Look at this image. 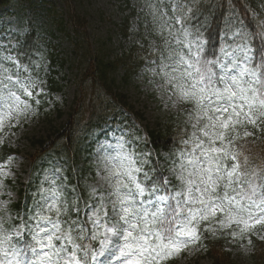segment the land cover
Listing matches in <instances>:
<instances>
[{
    "label": "snow or ice",
    "instance_id": "obj_1",
    "mask_svg": "<svg viewBox=\"0 0 264 264\" xmlns=\"http://www.w3.org/2000/svg\"><path fill=\"white\" fill-rule=\"evenodd\" d=\"M184 7L173 4V16L163 21L180 49L169 52L173 66L165 75L180 98L194 105L188 113L194 131L181 141L185 150L170 169L179 185L172 187L168 177L152 179L143 171L148 160L127 150L128 142L120 137L116 155L104 157L111 164L106 177L111 191L105 195L93 188L89 195L98 203L84 205L90 210V228L81 220L61 218L69 205L63 185L56 183V170L28 220L21 219L7 234L0 224V264H160L198 242V225L217 213L225 217L219 221L221 228L243 225L241 234L264 225V166L250 167L249 156L235 146L252 136L245 131L241 137L238 128L251 125L259 130L264 123V31L256 33L261 43L254 48L252 34L238 29L232 35L240 43L221 47L219 56L207 58L208 41L202 34L190 39L192 32L184 27L188 18ZM166 15L160 13L161 18ZM174 25L180 27L173 33ZM6 79L28 97L33 96L29 89L37 87L34 81ZM9 84L0 81V105L9 110L23 105L27 110L28 102ZM140 173L143 179L138 178ZM72 207L80 211L75 200ZM231 235L235 239L237 233Z\"/></svg>",
    "mask_w": 264,
    "mask_h": 264
},
{
    "label": "trees",
    "instance_id": "obj_2",
    "mask_svg": "<svg viewBox=\"0 0 264 264\" xmlns=\"http://www.w3.org/2000/svg\"><path fill=\"white\" fill-rule=\"evenodd\" d=\"M231 3L230 13L241 16L245 20V23L252 22V18H249V7L253 9V6L247 0H233ZM224 6H226L225 2H219L211 8L208 7V9L209 11L220 12ZM220 18L224 22L225 32L233 33L238 29L241 30V26H236V23L232 21L228 22L224 15L220 16ZM220 18L213 22V35H215ZM187 23L192 33L205 27V23L192 20H188ZM128 25L129 21L126 20L125 24L120 28V32L124 37L128 35ZM73 29L76 30V33L68 36L70 43L73 45L72 55L69 59L70 66H74L79 72L81 93L75 101L76 107L73 108V113L69 115L70 118L66 126L62 130L57 131L55 141L59 142H55L53 149L55 152H59L61 149H71L73 151V158L70 159L68 167H78V160L82 161L83 163L79 167L80 172L78 175L82 179H85L93 171L91 153L94 149V143L101 136L99 128L102 123L109 120L113 124L117 122L116 116H118L120 108L127 109L132 114H135L132 112V107L127 105L125 97L115 91L116 76L122 82H128L151 51L146 47L137 46H135V51H132L130 50L132 47L129 48L128 46L121 48L114 54L102 53V49L96 52V49L95 51L91 49L87 38L80 34L79 28L74 26ZM147 30V34L141 33L142 37L143 34L149 38L157 34L159 36L156 26H152V29L148 28ZM28 40H30V37L25 38V44L20 45L22 48L18 49L19 55L24 62L29 60L31 52L38 47V40H34L31 43H28ZM41 40L42 38L39 36V41ZM49 85L51 90L61 88L56 78L51 76ZM136 117L141 116L136 115ZM178 126L179 121L167 120L163 127L146 130L145 134L141 131H135V136H126L128 143L125 144V148L133 151L137 157L148 160V163L143 165V171L149 172L152 179L163 176L164 170L157 163L152 153L148 157H142V154L145 151L158 153L159 150H164L168 153V162L163 167L168 166L171 158L174 159L171 163H176L178 161L177 158H179L178 154L185 150V146L181 143L182 137L180 133L182 131ZM86 139H89L87 144L85 142ZM241 140L238 149L249 156V166H264V138L259 137L254 139L253 137H248ZM50 149V147H43L34 157L33 164L36 165L41 160L43 154ZM137 166H139V159ZM152 169H156V171L153 173ZM138 178L143 179V173L138 174ZM31 182L32 180L27 187H30ZM148 183L150 184V181ZM170 184L172 187L178 186L175 179ZM204 231H201L199 244L203 245L213 263L229 264L231 259L230 252L225 249L226 236H223V233L218 230L220 234L218 236L208 232L207 234L211 236L210 238L209 235L206 236L204 234ZM253 248L255 249V253L251 257L254 263L264 264V241L259 242L253 238Z\"/></svg>",
    "mask_w": 264,
    "mask_h": 264
},
{
    "label": "rangeland",
    "instance_id": "obj_3",
    "mask_svg": "<svg viewBox=\"0 0 264 264\" xmlns=\"http://www.w3.org/2000/svg\"><path fill=\"white\" fill-rule=\"evenodd\" d=\"M57 6H60V2L55 0ZM0 9H7L0 8ZM4 13L3 11H1ZM116 3L114 0H92V3L88 9V20L90 31L95 35V38H100L101 42H105V34H109V19L108 16L116 15ZM4 17V15H3ZM2 19V18H0ZM10 17L6 18V22H9ZM107 45L113 49L115 45ZM62 49L66 50V45H62ZM166 81L153 78L152 74H147L144 78L138 80L135 84L124 89L128 95L129 101L134 104L135 108H138L144 112L145 120L142 122L144 125L152 126L155 124L157 118L168 111H173L179 108V99L172 97L168 91H166ZM75 82L73 81V75L68 74V81L62 92L55 93L53 95L52 103L61 110L63 116L61 118L56 117L55 124L57 122H64L66 118V113H68V104L72 100L74 93ZM28 117L24 118L18 124L17 130L11 133L12 140L11 143L20 146L21 148H30L28 142L24 139V136L39 135L46 133V123L39 122L40 119L31 120L29 115L31 112H27ZM52 115L56 116V112L53 110ZM16 116L13 114L12 116ZM17 124V123H15ZM24 152H26L24 150ZM14 167L5 170L6 174L10 176L21 175V181H24L27 177V167L28 162L24 159L17 158L14 161ZM99 184H108V180L105 177L100 176L97 179L95 188ZM1 186V182H0ZM106 186V185H105ZM1 189V188H0ZM0 193L2 191L0 190ZM8 197H0V207H6L9 199L15 197L14 192H3ZM243 226V225H242ZM254 233L259 237L264 236V225H257L255 227ZM249 234L245 233V242L233 245L234 240L230 241L227 246L229 250L232 251V262L231 264H251L249 261V254L251 252V246L249 243ZM183 254H178L172 264H211L202 252L198 251V247L195 245L187 246L182 250Z\"/></svg>",
    "mask_w": 264,
    "mask_h": 264
}]
</instances>
